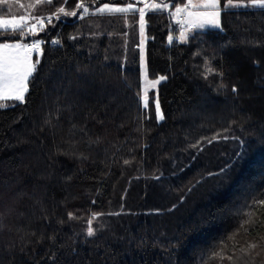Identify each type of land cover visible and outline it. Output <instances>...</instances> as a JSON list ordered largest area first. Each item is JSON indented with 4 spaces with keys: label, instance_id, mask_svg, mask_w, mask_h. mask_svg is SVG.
Returning <instances> with one entry per match:
<instances>
[{
    "label": "trees",
    "instance_id": "1",
    "mask_svg": "<svg viewBox=\"0 0 264 264\" xmlns=\"http://www.w3.org/2000/svg\"><path fill=\"white\" fill-rule=\"evenodd\" d=\"M131 1L0 3L51 17L0 27L43 41L23 102L0 100V264H264V6L221 0L220 27L182 40L187 0H153L146 64L164 79L145 108L139 12L96 13Z\"/></svg>",
    "mask_w": 264,
    "mask_h": 264
},
{
    "label": "snow or ice",
    "instance_id": "2",
    "mask_svg": "<svg viewBox=\"0 0 264 264\" xmlns=\"http://www.w3.org/2000/svg\"><path fill=\"white\" fill-rule=\"evenodd\" d=\"M4 0H0V3H3ZM54 0H36V4L39 5L41 3H48L52 4ZM66 3L67 0H64ZM252 5H258V6H264V0H250ZM93 3H95V0H93ZM220 0H204L202 4L199 5H189L192 7H203L205 9H212L211 11H206L202 13H196L195 15L199 20H201L200 23H194V26L196 27H204L205 23L211 24L213 27H220L219 19L220 16V8H219ZM31 6V5H30ZM242 6V0H239V2L234 3V0H225V7H238ZM77 8L82 9L83 13H88L89 8L85 6L83 0L76 5ZM146 7H149L146 5ZM151 7L156 9H161L160 5H152ZM165 8L167 5L164 6ZM188 7V6H186ZM130 9H132V5L129 4L127 8H111L109 7V4L105 3L102 7H99L96 9V13L104 14L105 12L108 13H123L128 12ZM163 10V9H161ZM177 13L181 11H185L183 8H177ZM59 12L63 13L64 15L69 16H76V11H65L64 7L59 8ZM95 14V13H94ZM140 14V21H141V31H143V20H144V9H139ZM189 15H193L192 13H189ZM59 18V16H57ZM80 18H83L81 16ZM37 23H39L41 26L43 25V18L37 17ZM49 21H51V17H48ZM17 20L23 21L24 17H18L13 19H3L0 20V27L4 29V31L11 32L13 34H19L20 36L24 35V27L22 23H18ZM35 25L31 26L30 30L35 29ZM33 34H36L33 31ZM172 37H169V40L171 41ZM43 43V41H35L29 45H22L21 43H8V42H0V49H19L23 47L27 51H33V50H39L40 44ZM52 43H59V41H52ZM39 61H37V64ZM35 71V65L31 64L30 62L21 61L18 58H3L0 59V99H14L20 102H23L24 100V93L27 91V82L29 77L32 76L33 72ZM209 71H212L209 69ZM160 79H164V77H161ZM159 81H156L155 83H158ZM233 91H236L234 88ZM155 99V98H154ZM5 105L0 104V107H4ZM144 106L147 108V99L145 97L144 100ZM156 110L159 111V103L158 100L156 101ZM162 118V117H161ZM209 143H211V140H209ZM127 163V161H125ZM261 205H264V201L259 202ZM95 217V214H94ZM94 234V230L89 227L88 229V235L91 236ZM251 248H255L256 245H250ZM243 251V250H242Z\"/></svg>",
    "mask_w": 264,
    "mask_h": 264
},
{
    "label": "rangeland",
    "instance_id": "3",
    "mask_svg": "<svg viewBox=\"0 0 264 264\" xmlns=\"http://www.w3.org/2000/svg\"><path fill=\"white\" fill-rule=\"evenodd\" d=\"M204 2V0H187V4L184 7H179V8H183L185 9V11H181L179 13H177V16H175V20H176V26L183 28L184 31L181 32L178 36L179 39L182 40H186L188 38V35L195 29V28H204V27H208L211 26L213 27L211 24H207L205 23L204 27H196L194 26V23H200L201 20H199L197 18V16L195 15L196 13H202V12H206V11H211L212 9H205L203 7H192L189 6L191 5H199L202 4ZM131 4L132 5V9L131 10H137L139 12V9L143 8L144 9V13L145 11L152 5H156V3L153 0H132L131 2H129L126 5H117V4H109V7L111 8H127L128 5ZM146 5H148L149 7H146ZM221 5V0H220V4H219V8ZM189 13H192L193 15H189ZM183 15L184 18L182 21H180L181 26H178V20L179 17ZM24 17L23 21H19L17 20L18 23H25L26 20H28V18L30 16L33 15H22ZM21 16L18 15H12V16H0V20L3 19H13V18H18ZM219 19V23L221 25V9H220V16L218 17ZM141 22V21H140ZM31 26V25H29ZM140 32H141V59H140V67H141V81H142V97L145 100L148 99V97L150 96V91H152L153 89H156L159 82H160V78L161 77H157V78H151L148 75V71H147V64H146V55H145V25H144V20H143V31H141V27H140ZM8 43H21L22 45H26V43L23 40H18V41H13V42H8ZM39 54L35 53V51H27L26 49H24L23 47L19 48V49H0V59L3 58H8V57H12V58H18L21 61H25L30 62L31 64L36 65V58H39ZM37 56V57H36ZM30 78V77H29ZM29 80V79H28ZM156 81H159L158 83H155ZM27 90H28V82H27ZM27 92V91H26ZM24 93V97L25 94ZM3 100V99H0ZM157 116L160 119L163 114L162 111L159 107V111H157Z\"/></svg>",
    "mask_w": 264,
    "mask_h": 264
},
{
    "label": "built area",
    "instance_id": "4",
    "mask_svg": "<svg viewBox=\"0 0 264 264\" xmlns=\"http://www.w3.org/2000/svg\"><path fill=\"white\" fill-rule=\"evenodd\" d=\"M37 17H42V16H34V15L30 16L28 18V20H26V22L24 23V26L27 27V28H31L32 25H35L36 26L35 29H38L39 27H41V25L39 23H37V19H36ZM48 17L49 16L42 17L43 18V23L46 22V21H49ZM183 18H184L183 15H181L179 17V20L177 21L178 22V26H181L180 21H182ZM29 25H31V26H29ZM38 40H40V39H31L29 42L26 43V45H29V44H31V43H33L35 41H38ZM41 50H42V43L40 44V49L38 51L37 50H34V51H35V53H38V52H41Z\"/></svg>",
    "mask_w": 264,
    "mask_h": 264
}]
</instances>
